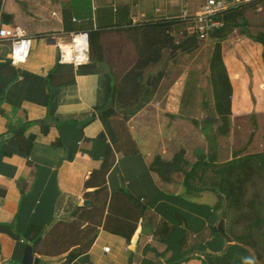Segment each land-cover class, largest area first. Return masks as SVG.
<instances>
[{"label":"crops","instance_id":"crops-1","mask_svg":"<svg viewBox=\"0 0 264 264\" xmlns=\"http://www.w3.org/2000/svg\"><path fill=\"white\" fill-rule=\"evenodd\" d=\"M205 2L0 0V27L19 26L32 38L28 59L17 66L11 63L10 43L0 40V264H21L30 227H42L47 237L56 225L73 223L75 212L90 206L102 190L108 201L90 250L70 262L73 249L56 256L33 252L38 264H257L218 234L221 215L214 209L213 192L190 196L183 174L166 183L150 169L155 158L169 162L185 150L169 139L172 129L192 127L179 117L183 71L167 72L151 101L126 123L138 152L114 150L106 184L100 187L96 178L88 182L106 154L99 136L112 148L120 144L112 120L98 115L118 77L112 64L128 58V42L116 30L181 18L185 11L195 15ZM151 8L154 14L147 13ZM80 31L90 35V62L80 67L60 63L59 46ZM168 59L164 65L177 62ZM148 78L151 83L152 74ZM196 129L186 128L197 134ZM185 152L194 163L197 157L189 159ZM212 194L214 202L207 198ZM159 222L170 225L169 236L155 234ZM131 224L136 230L127 240Z\"/></svg>","mask_w":264,"mask_h":264},{"label":"trees","instance_id":"trees-1","mask_svg":"<svg viewBox=\"0 0 264 264\" xmlns=\"http://www.w3.org/2000/svg\"><path fill=\"white\" fill-rule=\"evenodd\" d=\"M259 8L264 9V0L243 2L215 15V20L222 23V27L212 32L209 37L216 40L217 44L207 74L213 94V110L218 116L219 124L215 139L219 136L226 137L230 133L233 112V85L225 65L221 43L236 29L244 32L248 25L246 11ZM192 24L191 18H172L144 21L135 25L129 23L125 28L116 30L123 35L121 37L124 40L121 41L128 42V49L131 44L133 54L128 50L127 59L122 63L112 64L118 67V77L114 80L109 103L98 109V115L101 119L112 120L120 144L112 148L103 134L99 136L107 144L106 154L100 168L93 171L88 182L96 178L100 187L106 184V176L115 163V151L125 154L138 152L127 131L126 123L151 101L165 76V71L161 70L149 86L145 73L157 66L165 67L164 53L167 50L172 57L177 53L190 54L198 50L201 41L191 31ZM244 34L264 47V34L257 37L247 32ZM195 88L197 89L186 83L179 117L188 119L196 127L213 125L214 122H199L183 113L182 102L187 100L188 104H193L189 101L194 97ZM204 107L207 109V104ZM34 139H29L27 153L30 152ZM219 153L217 146L211 145L208 152L198 154L196 161L190 163L186 160L185 150H181L169 162L160 157L155 158L150 169L166 183H171L176 174H183L184 189L190 196H197L204 191L213 192L217 196L214 209L221 215L218 234L230 246L242 248L257 264H264V152L242 157L234 154L228 161H223ZM92 197L94 202L90 206L79 208L75 212L76 220L73 223L56 225L48 238L42 237V227H30L25 234V240L33 252L43 256H56L64 249H73L68 256V262L86 254L98 235L108 193L102 190L99 195ZM131 200L137 202L135 199ZM135 230L136 224H131L127 240L131 239ZM171 232L172 229L166 222L156 225L155 234L158 236L167 237Z\"/></svg>","mask_w":264,"mask_h":264},{"label":"rangeland","instance_id":"rangeland-1","mask_svg":"<svg viewBox=\"0 0 264 264\" xmlns=\"http://www.w3.org/2000/svg\"><path fill=\"white\" fill-rule=\"evenodd\" d=\"M147 13L154 14L153 8ZM245 17L248 25L244 32L236 29L221 43L225 65L233 85L230 133L226 137L219 136L215 139L218 121L203 127H196L191 123L192 127L188 125L183 127V130L172 129L169 139L175 148L187 150L189 159L196 158L198 153L208 152L211 145L217 146L223 161L231 160L234 154L242 157L264 152V47L244 34L247 32L253 37L264 34V9H248ZM216 44V40L209 38L199 44L198 50L190 54L177 53L175 57L167 50L164 58H176L177 62L165 67L157 66L145 73L146 80L149 79V74H152L153 80L161 70L165 71L164 74L170 72L173 75L176 69L183 71L186 83L197 87L192 101H189L193 104H188L187 100L182 102L183 113L199 122L205 121L207 117L218 120L213 110V94L207 79L210 59ZM206 104L207 109L204 107ZM186 128L199 130L196 129V134ZM207 196L208 200L215 201L214 194Z\"/></svg>","mask_w":264,"mask_h":264},{"label":"built area","instance_id":"built-area-1","mask_svg":"<svg viewBox=\"0 0 264 264\" xmlns=\"http://www.w3.org/2000/svg\"><path fill=\"white\" fill-rule=\"evenodd\" d=\"M251 0H206L202 10L190 15L183 12L181 18H191L193 24L191 31L195 33L199 41H207L210 34L216 29L222 27V23L215 20V15L230 8H233L243 2ZM77 20L74 19V22ZM70 43L68 45L59 46V62L62 64H72L76 67L87 65L90 62V35L87 31H80L70 35ZM0 40L6 41L11 45V63L14 66L24 63L31 52L32 38L29 37L19 26H1ZM109 251V248L104 250Z\"/></svg>","mask_w":264,"mask_h":264},{"label":"water","instance_id":"water-1","mask_svg":"<svg viewBox=\"0 0 264 264\" xmlns=\"http://www.w3.org/2000/svg\"><path fill=\"white\" fill-rule=\"evenodd\" d=\"M228 1L232 2L233 0H228ZM146 81H147V84L150 86L151 83L148 80H146ZM205 121H207V122H217L218 120L207 117L205 119ZM87 203L88 202H86V204ZM38 263H39V259L35 258L32 248L29 245H27L26 248H25L24 257H23V259L21 261V264H38Z\"/></svg>","mask_w":264,"mask_h":264}]
</instances>
